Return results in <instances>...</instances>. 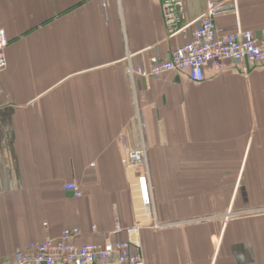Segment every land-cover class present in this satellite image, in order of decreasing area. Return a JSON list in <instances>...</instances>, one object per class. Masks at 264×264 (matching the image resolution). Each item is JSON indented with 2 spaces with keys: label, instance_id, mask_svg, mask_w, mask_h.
<instances>
[{
  "label": "crops",
  "instance_id": "crops-1",
  "mask_svg": "<svg viewBox=\"0 0 264 264\" xmlns=\"http://www.w3.org/2000/svg\"><path fill=\"white\" fill-rule=\"evenodd\" d=\"M206 2L183 0L178 28L191 33ZM216 25L259 35L264 0H238ZM0 29V264L66 228L102 243L116 213L131 224L121 156L142 144L164 225L141 232L145 264H264V66L131 79L129 62L185 42L168 36L161 0H0Z\"/></svg>",
  "mask_w": 264,
  "mask_h": 264
},
{
  "label": "built area",
  "instance_id": "built-area-1",
  "mask_svg": "<svg viewBox=\"0 0 264 264\" xmlns=\"http://www.w3.org/2000/svg\"><path fill=\"white\" fill-rule=\"evenodd\" d=\"M162 13L168 36L182 33L185 42L169 54L153 55L147 66L128 63L131 79L135 75L157 78L170 72H185L194 82H203L206 70L221 72L227 62L236 66L249 64L264 66V29L259 35L241 25L219 28L216 18L224 13L235 12L238 0H207L205 11L191 24L195 28L187 32L190 25L178 28L183 11V0H161ZM9 38L0 29V74L7 67L6 49ZM248 68L243 72L248 75ZM4 88L0 82V96ZM121 163L127 175L130 194L132 223L123 225L118 213L114 215V228L104 233L102 243H77L82 234L80 227L66 228L55 239L33 240L26 247L18 248L14 258L16 264H145L141 252V232L145 227L159 228L150 193V171L146 146L138 149L125 146ZM64 189L75 198L83 190L75 181L64 184ZM97 229V225H92ZM124 233L125 237L119 235Z\"/></svg>",
  "mask_w": 264,
  "mask_h": 264
}]
</instances>
